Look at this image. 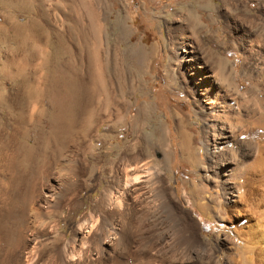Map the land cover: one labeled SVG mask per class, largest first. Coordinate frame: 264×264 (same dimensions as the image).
<instances>
[{
  "label": "bare ground",
  "instance_id": "obj_1",
  "mask_svg": "<svg viewBox=\"0 0 264 264\" xmlns=\"http://www.w3.org/2000/svg\"><path fill=\"white\" fill-rule=\"evenodd\" d=\"M220 1L217 10L229 44L243 54L241 76L251 85L248 75L255 73L264 53V0ZM101 2L0 0V9L27 4L34 15L28 26L18 22L11 26L15 48L2 65L3 76L13 83L15 93L9 98L19 111L20 121H0V245L2 241L6 243L3 222L16 219L12 241L0 246V264H222L219 252L225 254L229 264H264V136L259 135V140L250 138L255 131L264 133V83L257 79L241 91L236 62L224 58L202 39L207 27L203 13L213 8L211 0L182 2L165 20L170 50L167 75L172 85L179 84L194 103L192 111L202 123L199 146L189 130L188 115L173 112L179 148L171 146L165 124L160 122L149 136L164 153L162 160L151 165L147 160L151 153L144 150L125 154L117 164L111 162L105 168L106 186L98 197L89 203L81 197L90 187L86 175L92 152V145L87 142L91 128L86 125L89 133L76 137L77 122L62 121L60 110L77 101L82 89L92 91V97H96L106 85L122 84L117 64L111 66L104 59L105 30L97 24ZM255 3L257 8L252 13L251 5ZM64 4L67 11L76 14L70 29L76 47L73 50L67 46L64 32L55 31L58 40L53 43L65 51L72 63L64 61L60 71L54 69L52 76L33 75L27 67L34 65L41 70L44 65L38 59L47 53L44 46H50L49 14L62 12ZM67 20H72L71 13ZM129 32L122 24L118 40ZM117 44V53L122 56L121 41ZM131 52L144 73L153 49L137 44ZM109 68L114 72L104 84L105 75L99 70ZM123 84V90L131 86L126 80ZM45 99L52 102L56 111L50 116L48 131L41 127L42 121L34 119L41 116L34 104ZM145 107L140 108V116L148 121L157 108L155 103ZM32 130L37 133L34 144L29 141ZM139 139L137 136L129 152L136 151ZM47 149L50 152L45 153ZM176 150L180 151L182 163L206 173L199 174L198 182L185 184L191 205L203 218L221 223L224 214L232 219L231 211L246 219L241 223L230 220L233 234L219 233L210 240L202 233L192 211L182 206L169 176ZM203 153L206 165L202 163ZM24 165L28 170L19 171ZM21 181L28 182L21 185ZM209 185L219 194L205 195ZM85 206V213L68 233L61 225L62 219L67 220Z\"/></svg>",
  "mask_w": 264,
  "mask_h": 264
},
{
  "label": "rangeland",
  "instance_id": "obj_2",
  "mask_svg": "<svg viewBox=\"0 0 264 264\" xmlns=\"http://www.w3.org/2000/svg\"><path fill=\"white\" fill-rule=\"evenodd\" d=\"M192 1L193 0H129L128 2V0H102L100 4L101 9L98 12L100 14L97 24L100 23L101 26L103 25L102 28L105 30L102 41H104V49H106L107 51L105 53L104 59L107 60L109 64H111V66L112 64L113 66L117 64L120 71H118L119 78L117 77L118 80H121L119 82H122L123 84L126 80V82L131 86H129V89L123 90L120 86L122 84L119 85L117 82L112 87L103 85V87L105 86V88H103L102 92L96 95L97 100L96 97H92L93 94L91 90V92H85L82 89L79 93H77L80 96L77 101L74 100L72 103L66 104V107L60 110V113L62 114V121L77 122V130L75 131L76 137L85 136L89 133L87 131V127H85L86 125L91 128L88 136L91 141L88 140L87 142L91 143L92 152L90 153L87 160L89 169L86 175L87 177L89 176V178L87 179V183L90 187L86 191L81 193V197L87 202H90L92 199L98 197L102 188L106 186V180H104L103 178L105 174V168H109V164L111 162H115L117 164L118 159L123 157V155H130L139 151L143 152L144 150L147 153L149 152V154L151 153L148 157L149 159H147L150 160L149 163L151 162V165H154L155 160H162L164 158V153L158 146H156L154 137L149 136L154 130L156 124L160 122L165 124L167 133L170 135V139L172 141L171 146L175 149L179 148L178 145L180 139L178 131L175 127V121L172 118L173 112L188 115L190 122L189 130L193 136L197 137L196 142L199 146L202 138V123L198 120L197 117H195L194 112L192 111L194 108V103L192 99L188 98L185 95L182 87L179 84L172 85L173 82L170 81L167 75V67L170 63V50L167 44L168 29L165 24V20L170 18H167L169 14L173 13L181 7L182 2L191 3ZM212 3L214 5L213 8L209 10L206 9L203 13V18L207 24V27L201 34L202 39L205 40L206 43H209V45L215 51H220L224 58L229 59V61L231 62H236L238 83L241 91H246L249 87H251L252 84L254 85L257 79H259L260 82L262 81V83H264V53H262L263 56L261 54L260 57L262 58L257 63L258 69L256 68L255 73H249L248 75V78L253 81L250 85L249 81L241 76V69L244 62L243 54L230 46L229 35L225 31L223 21L220 19L217 9L219 5L222 4V2L220 0H211V4ZM46 7L49 6L46 5ZM256 8V3L251 5L252 13ZM62 9V12L52 11L49 14V17L51 18V20L49 18V23H51V25L53 26H51L53 30H49L52 32L51 42L49 44L50 46H44L47 49V53H44L42 55V58L38 59V61H42L41 63L44 65L41 70L40 68L34 67V65L27 67V71L29 73H32L33 75L45 74L47 77L52 76L55 75L54 69H61V65H63L64 61L65 64L66 62H69V64L72 63L71 59H69L65 51L64 53L61 52L56 48L57 43H53L58 40L56 33L64 32L66 33L67 46H69V48L73 50L76 47V43H74L72 36L73 31L70 30L71 25H73L74 23L73 18H75L76 14L75 12H70L69 10L67 11V7L65 4L62 5ZM69 12L72 14V20H67V15L70 14ZM31 15H33L31 6L27 4L19 8H13L12 6H10L0 9V98H3L0 99V121H20L18 114L19 111L13 107L9 98L11 97L12 93H15L13 91V83L10 78H5L3 76L2 65L5 60H7L12 55V50H14L15 48V44L12 41L13 32L11 26L14 22H18L19 24H21V26H28L30 24ZM7 17H9L10 20ZM43 22L45 23V21ZM122 24H125L130 32L126 36L122 37L121 40H118L119 28L120 26H122ZM55 31L56 35L54 34ZM118 41H121L120 45L122 50L120 51L124 52L121 53L124 57H122L119 52L117 53V49H119V45L117 44ZM137 44L147 49H153V53L151 55L150 61L147 63V67L143 68V70H145L144 73L139 69V66L137 65L139 64L138 60L131 52V47ZM64 54L66 55L64 56ZM61 58L64 59L62 60ZM256 62L257 61H255V64ZM140 64H142V62H140ZM110 69L111 68H109L108 70H104L105 72L103 70H99L105 75L103 78L104 84H106L108 76L112 72H114L113 69H111L112 71ZM105 91L107 93H105ZM110 91H112L113 94L111 93V95H109ZM111 96L113 99L111 98ZM152 103H155V108H157V111L154 113V115H150L149 118L152 117L151 119H149L148 121H144L140 116V108ZM113 104L115 105L113 106ZM34 105H36L37 108L36 112L41 113L40 117L37 116L34 119H39V121H42L41 127L48 131L51 121L50 116L54 112H56L54 110V105L49 101V99H45V101L35 103ZM111 111L113 114L115 111V114L113 115ZM117 114H121L122 116H118ZM35 133L36 131L34 130L30 131L29 133L31 137H29V141L32 140V144H34L37 137V133ZM259 135L264 136V133L261 134L258 131H255V133H253L250 138L253 140H259ZM137 136H140V139L138 140L139 146L137 144L138 147H136V151L131 153V151L129 152L128 149L132 144H134ZM145 136L147 137L146 139ZM26 139L28 140V136L26 137ZM140 146L141 150L139 148ZM48 152H50V149H47L45 151V153ZM175 153H177V155L172 159V172L169 173V176L173 179L172 186L177 191L182 206H185V208L191 210L194 218L199 220L201 224V231L207 238H209L210 240H214V237L219 233L229 234L233 226V221L241 223L246 220H243L242 217H240L241 215L239 216V214L237 213H234L235 215H233L231 211L230 214L233 221H230L232 219H228L227 214L223 215L224 221L221 223L218 221H212L203 218L198 209L191 205V199L188 195L189 189L185 184L193 180L195 182H198V178L201 175H206V173H198L187 164L182 163L180 160L179 150H176ZM201 159L202 163L206 165L207 159L204 157V153L202 154ZM40 165H43V162H41ZM26 166L27 165H24L18 170L22 172V170L28 168ZM90 175H92L91 178ZM86 176L85 179L87 178ZM27 182L21 181L20 184L24 185L27 184ZM206 189L205 190L207 192L205 193V195L219 194V190L214 189L212 185L207 186ZM202 195H200L201 198ZM222 200V202L225 201V199ZM19 201H21V199H18V202ZM19 206L20 205L18 204L16 209H18ZM86 209L87 207L85 206L77 213L75 212L76 215L75 213H73L68 217L67 220L62 219L61 225L63 226V229L68 233L72 232L76 222L80 220ZM15 222L16 219H14L13 217L7 218L3 222L2 230L4 232L6 231V234L4 233L6 237L4 243H6L3 244L2 241L1 245L9 244L12 241ZM7 238L10 240H8ZM216 246L217 244H215V247ZM217 255L220 258L222 264H229L223 252H219L217 253Z\"/></svg>",
  "mask_w": 264,
  "mask_h": 264
}]
</instances>
